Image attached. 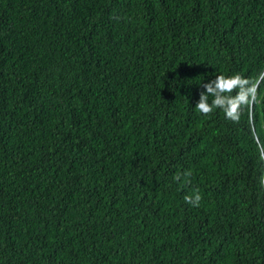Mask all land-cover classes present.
I'll list each match as a JSON object with an SVG mask.
<instances>
[{"label": "trees", "instance_id": "trees-1", "mask_svg": "<svg viewBox=\"0 0 264 264\" xmlns=\"http://www.w3.org/2000/svg\"><path fill=\"white\" fill-rule=\"evenodd\" d=\"M0 264H264V0H0Z\"/></svg>", "mask_w": 264, "mask_h": 264}, {"label": "clouds", "instance_id": "clouds-1", "mask_svg": "<svg viewBox=\"0 0 264 264\" xmlns=\"http://www.w3.org/2000/svg\"><path fill=\"white\" fill-rule=\"evenodd\" d=\"M202 87L206 91H201L195 108L204 116L212 114L215 110H222L227 118L237 120L242 107L250 105L257 99L258 82L239 74L218 75L209 82L202 83ZM191 175V171L187 170L177 173L174 179L180 181L183 176L185 184H189ZM184 200L190 206L198 207L202 195L198 189H194L185 195Z\"/></svg>", "mask_w": 264, "mask_h": 264}]
</instances>
